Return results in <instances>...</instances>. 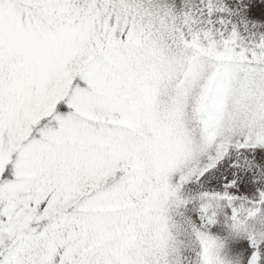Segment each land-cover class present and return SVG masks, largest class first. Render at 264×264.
Segmentation results:
<instances>
[{
	"label": "snow or ice",
	"instance_id": "6c2138e0",
	"mask_svg": "<svg viewBox=\"0 0 264 264\" xmlns=\"http://www.w3.org/2000/svg\"><path fill=\"white\" fill-rule=\"evenodd\" d=\"M0 264H264V0H0Z\"/></svg>",
	"mask_w": 264,
	"mask_h": 264
}]
</instances>
